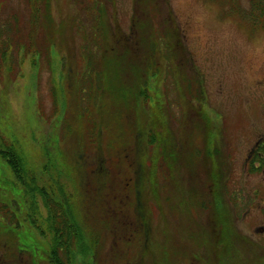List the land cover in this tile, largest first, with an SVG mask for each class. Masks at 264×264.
Segmentation results:
<instances>
[{
    "label": "rangeland",
    "instance_id": "1",
    "mask_svg": "<svg viewBox=\"0 0 264 264\" xmlns=\"http://www.w3.org/2000/svg\"><path fill=\"white\" fill-rule=\"evenodd\" d=\"M77 2L38 4L46 29L31 39L43 49L46 31V59L20 53L9 73L0 53V149L46 163V195L84 243L73 263L264 264V165H250L264 141V33L240 15L247 4L140 0L134 21L136 0ZM10 15L31 45L28 0H0V29ZM153 33L167 44L156 74ZM12 185L0 161V256L49 264L47 210Z\"/></svg>",
    "mask_w": 264,
    "mask_h": 264
},
{
    "label": "trees",
    "instance_id": "2",
    "mask_svg": "<svg viewBox=\"0 0 264 264\" xmlns=\"http://www.w3.org/2000/svg\"><path fill=\"white\" fill-rule=\"evenodd\" d=\"M242 1H244V3L247 4V7H243L241 9L240 15L242 16V18L245 21H247L252 28H257L264 33V0H242ZM139 3L140 0H136L135 10H134L135 16L133 17L134 21L135 20L137 21L138 19ZM38 4L44 6V4L46 5V0H28V6L31 10V19H30L31 31L29 35L30 41L32 42L31 45H27V43H25L24 40H22L23 36L21 37L20 34V30H22V28L20 27V23L16 18V16L10 15L11 16L10 22L8 24H3L0 29L1 60L3 66L6 68V70L9 73H12L13 68H15L16 65L18 64V60L21 56L20 53L32 54L34 58L40 59L41 57H43L44 59H46V31L44 34L45 40L44 42H42L43 49H41V47L37 45L36 42L32 41L33 31L35 30L36 27H40L41 25L42 29H46V19H47L46 7H44L43 10L41 11L38 8ZM76 4H78L77 0H76ZM79 5H81V3H79L78 6ZM4 29L7 30L4 31ZM169 29L170 31H173L176 28L169 27ZM145 37H147L146 42L148 43L149 46L148 52L150 53L149 55L150 67L148 70L156 74L155 71L156 65L153 58L154 56L158 58L159 53L160 52L163 53L164 50L167 48V47L165 48L164 46L167 44H165L164 41L156 33H153L150 36L146 35ZM145 37H141V40L144 41ZM84 38H88V37L84 36ZM136 40L139 49L140 47L139 45L141 41L139 39ZM93 42L95 45L99 46V43H101L102 41L95 40ZM88 43H90L89 40ZM129 43L136 44L135 41H133V31L132 34L130 35L127 34L122 38V46H129ZM158 43H160L162 47H158L157 46ZM87 56H88L87 59L89 60L88 62L89 66L87 65L88 71L89 73H92L94 72L92 66L94 65V61L96 60L94 61L92 60L93 55L92 56L87 55ZM162 60L169 61L167 58H163ZM31 64L32 67L35 66L34 61ZM198 83H199L198 80H197V84H195V82H192L191 79V81L186 84V87L187 89H191V86L196 85L197 87ZM194 100H198L197 97H195ZM3 146L4 147L0 149V161H2L5 164V166L8 167L9 171L11 172L14 178V181L20 186L21 191H19L15 185H12L11 187L17 190L18 194L20 192L27 196L33 193L38 194L39 197L41 198L45 211L47 210L49 216L50 230L52 233L51 243L47 251L49 264H74L73 263L74 250H77L80 247H82V244L84 243L80 242V232L78 228L69 219L66 205L60 199L46 195V169H47L46 163L41 166L40 170L31 168L28 162H26L23 152H21V150L18 149L15 145L9 143L8 145H3ZM259 148L262 151L258 150L251 155L252 158L250 164L251 167L256 162L259 165H264V141L260 144ZM256 170L257 168H254L253 172H255ZM36 171H39V173H37ZM51 180L54 181L52 175H51ZM14 203L16 202H13L12 204ZM3 209H5L8 212L7 206L4 203H0V213L2 212ZM16 210H18L17 206H16ZM9 216L11 220H14L15 218L14 214H10ZM86 245L89 247H93V244L91 243L86 242ZM5 248L7 249V251L4 254H1L0 264L14 263L13 260H10V258H6L5 256L12 254L13 252L15 255H17V257L18 256L21 257L20 255H18L16 248L15 251L11 250V248L8 247ZM44 252L46 254V246ZM17 263L21 264L20 262ZM30 264H35L34 260H32Z\"/></svg>",
    "mask_w": 264,
    "mask_h": 264
}]
</instances>
